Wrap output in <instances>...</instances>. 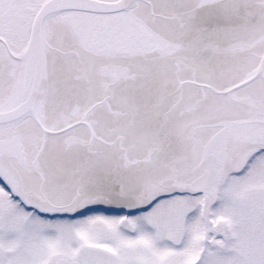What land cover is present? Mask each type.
<instances>
[{
    "label": "snow or ice",
    "instance_id": "6c2138e0",
    "mask_svg": "<svg viewBox=\"0 0 264 264\" xmlns=\"http://www.w3.org/2000/svg\"><path fill=\"white\" fill-rule=\"evenodd\" d=\"M0 264H264V0H0Z\"/></svg>",
    "mask_w": 264,
    "mask_h": 264
}]
</instances>
